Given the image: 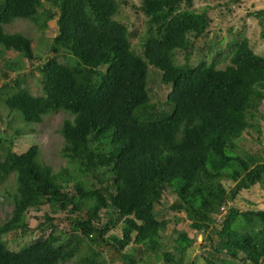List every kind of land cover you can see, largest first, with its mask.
<instances>
[{
	"label": "trees",
	"instance_id": "obj_1",
	"mask_svg": "<svg viewBox=\"0 0 264 264\" xmlns=\"http://www.w3.org/2000/svg\"><path fill=\"white\" fill-rule=\"evenodd\" d=\"M139 9L147 19L136 51L115 18L116 0H0L2 103L25 125L69 114L60 127L66 165L57 170L39 160L38 145L18 151L0 131V185L11 174L15 182L13 210L0 223V264H110L100 246L122 264H264V209L229 204L244 189L264 187V155L239 145L249 132L260 133L264 56L238 36L227 44L224 67L215 58L220 50L211 61L208 54L195 58V39L212 18L193 0H142ZM251 15L264 39V8ZM19 18L40 29L55 20L51 51L64 61L54 55L38 67L40 95L24 87L25 76L9 84L10 72L39 58L28 36L5 30ZM149 66L170 84L161 103L151 100ZM167 190L175 195L168 208L204 235L200 258L190 257L196 237L187 229H174L170 248L164 243L168 220L156 206L165 205ZM43 205L68 213L69 233L45 213L47 235L11 249L5 236L26 233L30 210Z\"/></svg>",
	"mask_w": 264,
	"mask_h": 264
},
{
	"label": "rangeland",
	"instance_id": "obj_2",
	"mask_svg": "<svg viewBox=\"0 0 264 264\" xmlns=\"http://www.w3.org/2000/svg\"><path fill=\"white\" fill-rule=\"evenodd\" d=\"M119 3V10L115 18L122 21L131 33V44L136 51L141 50V42L144 32L146 30V16L139 9L142 0H116ZM193 7L197 11L206 10L211 16L212 21L205 35L195 39V58H200L203 54H208L207 61L211 58L216 50H220V55H216V59L220 60L218 67H224L227 60V44L238 36H245L248 38L253 50L264 56V39L259 35L260 26L258 20L251 15L257 9L264 8V0H193ZM8 32H21L32 40V48L34 54L39 58L35 59L32 64L24 62L19 70L10 72L9 84L13 85L14 79L25 76L24 87L27 86L29 91L35 95L43 93L42 86L39 82L41 78L39 66L42 65L48 58L57 55L60 61H64L61 54H54L51 51L52 39L56 35L55 20L49 21L47 26L40 29L35 23L28 19L19 18L5 26ZM210 47V48H209ZM14 55V54H13ZM9 54L12 61H15V56ZM176 62H182L183 57L179 53L176 57ZM10 64V62H9ZM0 65L7 67L5 61L0 59ZM149 72V88L151 92V100L154 103H161L170 90V84H164L160 80V76L154 67H148ZM4 76L0 70V86L4 81ZM6 96V93L1 95ZM264 105V104H263ZM18 114V113H17ZM19 115V114H18ZM69 114L64 111H59L53 114H47L43 120L34 124H23L21 119L13 114H9V109L2 103L0 97V131L5 138L13 139V144L18 151L26 150L32 144L39 147V160L50 166L54 170L66 165V159L61 155V148L63 146V137L60 133V127L64 118ZM11 122V127L7 125ZM258 123L260 133L255 131L248 133L239 143V145L251 154L264 155V106L258 115ZM21 127L22 131L19 135L15 134L13 128ZM84 179H87L86 177ZM227 187H232L231 180H224ZM15 186L14 175L11 174L5 182L0 185V223L5 221L11 215L13 210V203L10 192H13ZM175 199V195L168 190L164 193L165 205H157L156 209L159 211V218L168 220L167 229L163 233L164 243L170 248L173 244L172 237L175 235L174 229H183L188 232L189 237H196L194 249L190 253V257L200 258L204 235L197 233L195 230L188 228L187 218L184 213L176 212L168 208V205ZM229 204L235 205L240 210H254L264 209V187L256 184L249 189H244L239 192L234 200ZM226 209V207H225ZM225 212V211H224ZM222 212L221 215L224 213ZM45 213L52 216L50 220L52 226L56 227L57 231H66L69 233L71 223L67 218L68 213L59 209H51L48 205H43L39 210L32 209L27 215V222L29 229L26 233H9L5 236V241L11 249L18 250L21 245L27 241L33 242L38 238L47 235L51 229L45 219ZM220 215V216H221ZM220 218H217V225L219 226ZM120 227L118 226L113 231L120 234ZM212 237L216 236L213 235ZM103 254L108 262L111 264H122L118 256L113 251L106 247L100 246ZM209 246H205L207 251ZM114 259L111 260L110 256ZM153 261V258H152ZM155 262V259H154ZM159 263L164 262L161 258ZM157 263V262H156ZM58 264H73V260ZM233 264H241L235 262Z\"/></svg>",
	"mask_w": 264,
	"mask_h": 264
},
{
	"label": "clouds",
	"instance_id": "obj_3",
	"mask_svg": "<svg viewBox=\"0 0 264 264\" xmlns=\"http://www.w3.org/2000/svg\"><path fill=\"white\" fill-rule=\"evenodd\" d=\"M222 208L224 209V207H222ZM223 209H222V210H223Z\"/></svg>",
	"mask_w": 264,
	"mask_h": 264
}]
</instances>
